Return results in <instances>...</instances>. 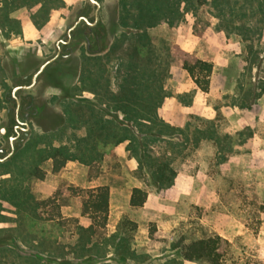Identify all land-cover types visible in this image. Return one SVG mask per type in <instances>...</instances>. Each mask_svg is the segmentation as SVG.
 Listing matches in <instances>:
<instances>
[{
	"label": "rangeland",
	"instance_id": "1",
	"mask_svg": "<svg viewBox=\"0 0 264 264\" xmlns=\"http://www.w3.org/2000/svg\"><path fill=\"white\" fill-rule=\"evenodd\" d=\"M98 1L104 5L95 31L81 25L74 60L62 57L46 67L30 90L17 92L23 103L32 97L39 109L23 150L3 163L2 174L9 176L2 180L12 179L24 190L0 191V264H115L119 254L114 244L102 243L121 218L135 224L128 243L136 256L125 264H203L180 261L178 251L184 243L215 234L229 243L221 249L223 264H264V0ZM61 9L92 18L95 5L89 0H0V126L13 112V86L55 53V38L47 41L46 26ZM18 10L25 14L10 17ZM62 18L65 32L75 14L65 18L62 13ZM24 22L33 38L25 39ZM195 59L212 65L209 76L196 71L206 90L183 67L184 60ZM47 76L53 80L47 82ZM134 86L135 91L128 88ZM133 92L139 103L148 100V112L169 126L187 124V138L175 133L153 142L145 136L153 123L141 119L139 129L112 99H131ZM96 118L104 125L114 123L116 130L131 128L132 143L124 139L103 148ZM195 128L213 129L219 143L193 140ZM47 129L56 131H43ZM1 144L7 153V134H0ZM85 144L95 145L98 157L66 160L69 167L53 191L43 196L31 191L34 177L65 166L53 169L52 148L80 145V153ZM141 148L170 157L175 171L170 186L159 187L139 168ZM91 177L113 185V217H107L105 226L81 215L85 179ZM134 186L147 194L139 207L128 203ZM92 243L98 244L95 249L88 248Z\"/></svg>",
	"mask_w": 264,
	"mask_h": 264
},
{
	"label": "trees",
	"instance_id": "2",
	"mask_svg": "<svg viewBox=\"0 0 264 264\" xmlns=\"http://www.w3.org/2000/svg\"><path fill=\"white\" fill-rule=\"evenodd\" d=\"M157 1V0H156ZM103 31V28H102ZM173 60H176V56L173 55ZM183 67L188 71V73L194 78L195 83L202 88V90H206L207 86L202 85L199 80V77L196 75V71L203 72L205 76H209L211 72L212 65L207 61H203L200 59H195L193 63H190L187 60L183 61ZM127 86V85H126ZM123 87V86H122ZM126 89V87H123ZM131 91H135L137 87H128ZM134 93V92H133ZM133 98H128L125 96L118 97V95H113L112 99L117 100L120 103L119 107L123 112L124 116L128 121L134 123V125L139 126V129H142L141 123L139 120H148L154 126L153 128L148 127L146 129L147 133H144L145 136H148L151 141L155 142L156 140H163L162 137L172 136V134H181L183 139H186L185 131L187 130L188 125L184 128H174L163 122L161 119H158L157 115L148 112V108H150L148 100H146L143 104L137 101V96L134 93L132 95ZM14 102V101H13ZM136 106H141L145 108L142 111H136ZM55 118V117H54ZM96 129L99 130L98 138L102 141V147L105 148L106 145L116 144L118 142L123 141L124 139L128 140V144L132 143L133 130L127 127H121L117 130L114 129L113 125H109L106 121V124H102L100 119H95ZM113 121H110L112 123ZM101 123V124H99ZM95 124V125H96ZM155 128V129H154ZM93 132V130H92ZM95 132V131H94ZM121 134L118 135V133ZM145 132V131H144ZM96 135V136H97ZM93 134L86 138H92ZM226 137V136H225ZM227 137H229L227 135ZM211 139L219 143V137L217 133L211 129H200L195 128L193 130V140L199 139ZM168 143H172L171 139L165 140ZM86 151L82 150L78 153L80 149V145H76L75 149L71 150L66 146L52 148L49 156L53 159V169L58 170L62 167L66 160L70 159H78L81 161H91L93 158L98 157V152L95 149V145H87L85 144ZM144 147V146H142ZM136 149V148H134ZM88 155V158L85 159L84 156ZM170 157L165 154L155 155L149 154L147 149L141 148V154L138 155V165L141 170H145L148 172L152 181L156 183L159 187L170 186L173 182V177L175 175L174 169H172L170 165ZM42 175H40L41 177ZM15 196H19V193H16ZM146 190L140 186H134L131 189V194L129 197V205L132 207L142 206L146 199ZM29 194H26L24 197V201H30ZM17 204H21V201L18 199ZM36 204L37 201H35ZM109 211V188L107 185H101L94 188H88L86 192V196L82 199L81 203V215L88 216L92 223H96L100 226H105L107 222ZM132 225V226H131ZM131 227V228H130ZM135 227V224L132 223L127 218H121L117 223V229L114 234L108 236L107 242H103L102 245H106L107 243L114 244V250L119 254L118 260L114 262L115 264H125L126 259L130 256H136L132 252L129 246V239L131 238L130 230ZM223 244L228 245V241L222 239L221 236L209 235L201 238L194 239L188 243H184L181 245L178 255L180 261H197L203 264H223L224 263V253L221 251ZM98 244L92 243L88 248H96ZM3 247V246H2ZM97 252V251H96ZM96 256L97 253L95 254ZM94 255V256H95Z\"/></svg>",
	"mask_w": 264,
	"mask_h": 264
},
{
	"label": "crops",
	"instance_id": "3",
	"mask_svg": "<svg viewBox=\"0 0 264 264\" xmlns=\"http://www.w3.org/2000/svg\"><path fill=\"white\" fill-rule=\"evenodd\" d=\"M77 1L78 0H66V3L67 4H71V3H77ZM100 3V2H99ZM102 5H104V3H100V6H102ZM95 10V9H94ZM23 13L25 14V11H21V10H18V11H16V12H12L11 14H10V17H13V18H16V19H18V18H20V17H22L23 16ZM62 13L63 14H65V18H70L71 16H73L74 14H75V19H74V21L73 22H71V23H69L68 25H67V29H68V27L70 26V25H72L75 21H76V19H77V16L80 14V15H82V16H84V17H86L87 18V20L89 21V19H91V16L90 15H88V14H85V13H83V12H80V13H76V12H73V11H64V10H60V12H59V14H58V17L56 18V20L53 22L52 21V19H54V18H52L51 19V21L48 23V25L46 26V29H47V31H46V35H47V41L49 42H51V40L53 39V38H55V39H53L54 41H53V44H54V49H55V53L58 51V47H59V52H64V55H61L60 56V54L59 55H57L56 56V58L52 61V62H50V63H48L46 66H45V68L43 69V71L46 69V67L47 66H49V65H51V64H53V63H55L56 61H58V60H62V57H64L65 59H69V58H71V59H69V60H74V56H73V44H74V42H76V40H77V36H78V33H79V31L81 30L80 28H81V25H83V24H87L88 25V22H86V21H81L78 25H77V27L75 28V30L72 32V35H71V38H70V40L68 41V42H62V39H66V37H65V35H66V32H67V29H66V31L64 32V31H62V23H63V18H62ZM20 16V17H19ZM93 19H94V13H93V17H92ZM97 20H98V18H97ZM96 20V21H97ZM57 22V23H56ZM23 26V32H24V37H25V39L27 40L28 38H33V31L30 29V27H29V25L26 23V22H24V25H22ZM105 32H106V29H105ZM105 32H103V38H104V36H106V34H104ZM101 37V38H102ZM50 39V40H49ZM27 45H32L31 43H27ZM12 45L10 44H7V47H11ZM101 52V51H100ZM100 52H98L97 53V55H99V54H101ZM55 53L52 55V56H54L55 55ZM103 53V52H102ZM52 56H50V57H52ZM50 57H48V58H50ZM47 58V59H48ZM46 59V60H47ZM46 60H44V61H46ZM43 61V62H44ZM42 62V63H43ZM62 62V61H61ZM105 62H107V64H108V61H105ZM41 63V64H42ZM40 64V65H41ZM62 66V65H61ZM74 67L76 68L75 69V75H76V73H77V68H78V65H77V62H76V64L74 65ZM42 71V72H43ZM42 72L39 74V76L37 77V79L38 78H40L41 77V75H42ZM62 78V77H61ZM45 79H46V81L47 82H51L52 80H53V78L52 77H49V76H47V77H45ZM36 82V81H35ZM34 85V84H33ZM32 85V86H33ZM32 86L30 87V88H28V89H25V90H30L31 88H32ZM61 99V100H60ZM59 106L62 108V97H60L59 98ZM56 112V111H55ZM161 115H162V113H160ZM49 115V114H48ZM47 115V116H48ZM61 115V117H62V115L64 116V114H62V112L60 111L59 112V116ZM180 124V123H179ZM62 127V124H60V128ZM6 128V125L5 126H3V125H1L0 126V134L1 135H3V130ZM53 130H55V129H47V130H43L44 132H48V131H50V133L49 134H52V133H54L53 132ZM29 132H30V129H29ZM30 134H28V136H29ZM28 136H27V138H28ZM26 138V139H27ZM26 139H24L23 141H21V143L19 144V146H17L18 148H16V149H18L17 151L15 150V153H19L20 151H22L23 150V148H22V145H23V143L25 142V140ZM124 144H126V141L123 143V145ZM34 146V145H33ZM1 148H3V145L1 144L0 145V149ZM17 156V155H16ZM16 156L14 157V158H16ZM12 157V155L11 156H8V157H6L5 159H3V160H0V179L2 180L3 179V177H7V176H9V174H6V175H4V174H2V170H3V163L5 162V161H7L8 160V158L10 159ZM34 158V157H33ZM7 159V160H6ZM5 160V161H4ZM29 161H30V159H29ZM31 161H32V159H31ZM17 163H18V161H16ZM69 167V163H66L65 164V166H63L60 170H59V172H56V173H54V174H52V175H50V172L48 171V170H46V174H44V176H41V177H34L33 179H32V182H31V185H32V188H31V191H41V192H39L38 193V195H40V196H43L45 193L44 192H47V191H53L54 189H55V185H56V183L57 182H59V178H61V176H62V174L66 171V168H68ZM57 178V179H56ZM74 178H75V175H71L70 176V178H69V180L71 181V182H74L75 180H74ZM0 180V181H1ZM9 179H6L5 181L4 180H2L1 182H0V191H5L4 190V188H6L7 190H10V189H12V188H16L15 190H11V191H23L24 190V187L22 186V188L21 189H19L18 188V184L17 183H14L13 182V180L11 179V182H9L8 181ZM101 185H107L108 186V188H109V219H111V217H113L112 216V211H113V206L115 205V202H114V200H113V185L111 184V183H109V182H104V181H100L98 178H94V177H91V178H89V179H85V186H87L88 188H94V187H97V186H101ZM130 195V194H129ZM150 198V194H148V199ZM128 203H129V198H128ZM130 206V205H129ZM66 206H62L61 207V210L63 211V212H66ZM2 226H3V223H2V220L0 219V231H1V228H2Z\"/></svg>",
	"mask_w": 264,
	"mask_h": 264
},
{
	"label": "flooded vegetation",
	"instance_id": "4",
	"mask_svg": "<svg viewBox=\"0 0 264 264\" xmlns=\"http://www.w3.org/2000/svg\"><path fill=\"white\" fill-rule=\"evenodd\" d=\"M83 17L82 15H78L77 19ZM76 19V21H77ZM75 21V22H76ZM81 21H85L84 19H81L78 23L75 24V22L73 24H75V26L69 31L70 27L73 25H70L67 29L66 32V39H62V42H68L71 38L72 32L75 30V28L77 27V25L81 22ZM94 21L93 18L89 19V23H88V31L89 32H93L95 30H93V26L97 23V21L94 24H91ZM69 31V32H68ZM100 36H103V32L100 34ZM60 56L64 55V52H59ZM58 54V55H59ZM37 70V69H36ZM36 70L34 72H29L27 74H24L21 76V78L19 79L18 83H16L14 86L17 85H28L31 83L32 81V76L33 74L36 72ZM40 74V73H39ZM38 74V76H39ZM37 76V77H38ZM28 79H30V82L27 83ZM37 79V78H36ZM13 86V87H14ZM30 87H21L16 91V96L19 99V107H18V111L16 112V103L14 98L12 97L11 93H10V98L13 99L14 101V107H13V112L11 114V117L8 119L7 123H6V128L3 130V135L7 134V142H8V146H9V151L11 150V147L13 148V152L15 151V149L17 148V146H19V144L21 143V141H23L29 134V129H30V121L32 116L36 113V111L39 109L38 106H34L33 105V100L32 97H30V100L27 103H23V99H21V97L18 95L17 92L28 89ZM25 123H28V129H25ZM12 138V139H11ZM2 149V150H1ZM0 149V158L4 157L7 155V153L9 152H5V148H1ZM12 152V153H13Z\"/></svg>",
	"mask_w": 264,
	"mask_h": 264
},
{
	"label": "water",
	"instance_id": "5",
	"mask_svg": "<svg viewBox=\"0 0 264 264\" xmlns=\"http://www.w3.org/2000/svg\"><path fill=\"white\" fill-rule=\"evenodd\" d=\"M89 1L95 5V10H94V21L91 23V24H94V23L96 22L97 18H98V10H99V7H100V3H99L98 0H89ZM81 19H84L86 22H88L87 18L83 16V17L78 18L77 21L75 22V24L78 23ZM88 23H89V22H88ZM75 24H73V25L70 27L69 31L75 26ZM69 31H68V32H69ZM58 54H59V47H58V51L55 53L54 56L48 58L46 61H44V62L39 66V68H38V69L36 70V72L33 74V76H32V81H31L30 84H28V85H21V86H20V85H17V86H14V87L12 88V90H11V95H12V97L14 98L15 103H16V112L18 111V107H19V99H18V97L16 96V91H17L19 88H21V87H31V86L35 83L38 74L41 73V72L43 71V69L45 68V66H46L48 63L52 62V61L56 58V56H57ZM25 125H26V126H25V129H28V123H25ZM11 139H12V138H11ZM1 150H2V149H1ZM12 152H13V148L11 147V150L7 153V155L4 156V157H2V158H0V160H3V159H5L6 157L10 156V155L12 154Z\"/></svg>",
	"mask_w": 264,
	"mask_h": 264
}]
</instances>
